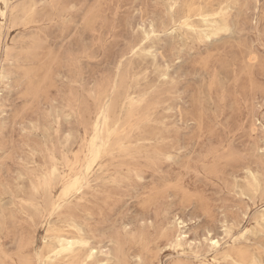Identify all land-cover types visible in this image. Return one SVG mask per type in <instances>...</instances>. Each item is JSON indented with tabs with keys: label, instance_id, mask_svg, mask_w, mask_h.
Wrapping results in <instances>:
<instances>
[{
	"label": "rangeland",
	"instance_id": "374dc122",
	"mask_svg": "<svg viewBox=\"0 0 264 264\" xmlns=\"http://www.w3.org/2000/svg\"><path fill=\"white\" fill-rule=\"evenodd\" d=\"M3 10L0 264H42L66 221L109 264H264V0Z\"/></svg>",
	"mask_w": 264,
	"mask_h": 264
},
{
	"label": "bare ground",
	"instance_id": "6f19581e",
	"mask_svg": "<svg viewBox=\"0 0 264 264\" xmlns=\"http://www.w3.org/2000/svg\"><path fill=\"white\" fill-rule=\"evenodd\" d=\"M7 3L8 0H0V15H4L3 8L7 7ZM210 26L213 27V25ZM187 29L192 31L193 33H196V30L191 26H188ZM226 29L227 26L225 24H222L217 28V30L219 31ZM105 111L106 110L104 107L98 109L96 113L97 116L95 121L96 129H100L101 126L105 124L106 122ZM90 153H91V162L94 163L98 157L99 149L94 148L91 150ZM81 188H82L81 182L78 179H75L72 182L68 183L66 186H64L63 196H68L72 192L80 191ZM260 220L264 222V208L260 210ZM180 223L182 222L179 221L178 224L180 225ZM64 226L75 228L76 234L69 235L64 233L63 229L55 228L53 230L54 233L52 234L51 240L49 242H46L43 253L37 256V259L41 261L42 264H61V263L63 264V261L65 259L68 260L67 264H89L92 262H96L97 264H109V261L112 257V254L110 252H103V250L90 246H88V248L85 249L86 246L88 245V239L84 231L80 229L78 225H76L74 222L66 221ZM227 229L228 228L225 227V232H227ZM182 239H183L182 236L176 238L177 246L181 245L180 242ZM213 241H215V243H213ZM211 247L217 249L219 247V241L217 239L215 240L214 238H212ZM99 255L103 257L98 259ZM225 256L227 258H230V260L235 261L236 258L245 259L247 254L242 251L232 250L231 252L226 253Z\"/></svg>",
	"mask_w": 264,
	"mask_h": 264
},
{
	"label": "snow or ice",
	"instance_id": "6c2138e0",
	"mask_svg": "<svg viewBox=\"0 0 264 264\" xmlns=\"http://www.w3.org/2000/svg\"><path fill=\"white\" fill-rule=\"evenodd\" d=\"M213 243H215V241H213Z\"/></svg>",
	"mask_w": 264,
	"mask_h": 264
}]
</instances>
